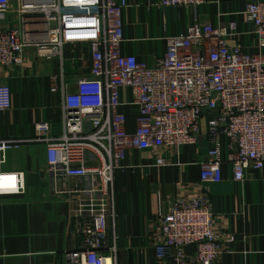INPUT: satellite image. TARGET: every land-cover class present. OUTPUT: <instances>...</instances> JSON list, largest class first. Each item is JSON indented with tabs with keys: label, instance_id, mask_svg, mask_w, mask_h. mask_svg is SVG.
<instances>
[{
	"label": "built area",
	"instance_id": "1",
	"mask_svg": "<svg viewBox=\"0 0 264 264\" xmlns=\"http://www.w3.org/2000/svg\"><path fill=\"white\" fill-rule=\"evenodd\" d=\"M205 1L160 0L159 6L197 8ZM233 1L243 5L234 19L196 23L168 38L163 56L148 65L123 51L128 0H0V23L15 13L24 25L0 29V69L23 67L28 49L61 66L60 76H48L51 93L62 92L61 132L42 121L31 139L0 140V163L11 149L37 143L45 146L55 191L64 180L83 183L69 191L83 248L65 252V264H119L118 248L109 241L118 218L116 175L133 169L124 164L129 151H149L162 166L159 151L197 146L206 135L202 183L220 184L226 163L236 183L264 169V0ZM70 46L90 50L89 71L74 82L64 75ZM12 107V88L0 84V112ZM125 108L135 114L134 133ZM24 191L23 173H0V195ZM157 226L156 264H216L230 251L207 197L176 200ZM188 247L196 249L194 257Z\"/></svg>",
	"mask_w": 264,
	"mask_h": 264
},
{
	"label": "crops",
	"instance_id": "2",
	"mask_svg": "<svg viewBox=\"0 0 264 264\" xmlns=\"http://www.w3.org/2000/svg\"><path fill=\"white\" fill-rule=\"evenodd\" d=\"M13 1L18 4L21 0ZM128 1L130 6L123 15V51L137 55L148 65L163 56L168 38L186 33L196 23L224 24L243 8L233 0H206L197 8L176 9H162L160 0ZM240 21V28L245 30ZM23 26L15 13L0 23L1 30ZM33 32L36 38L41 34L40 30ZM67 48L72 55L71 69L67 74L65 50L64 75L74 82L88 73L90 50L87 46ZM60 67L57 61L49 63L28 49L23 67L0 69V84L13 90L12 109L0 112V140L31 139L36 135L35 126L42 121L51 122L55 131L61 132L62 92L51 93L48 77L60 76ZM123 111L128 117V132L134 133L135 114L130 108ZM202 129L207 132L205 123ZM209 148L203 135L197 146L162 149L157 155L165 160L162 166L149 151L128 152L124 164L133 169L116 175L118 218L109 241L110 246L116 244L118 248L119 264H156L159 218L176 200L200 196L211 201L220 237L225 242L231 240L230 251L216 264H264V169L236 183L226 163L220 184H204L201 163ZM0 173H23L25 178L23 193L0 195V264H65V252L82 250V241L74 233V202H70L69 191L73 187L82 189L83 183L64 180L55 191L54 181L46 172L45 146L29 142L11 149L0 163ZM195 253L194 247L186 249L189 257Z\"/></svg>",
	"mask_w": 264,
	"mask_h": 264
},
{
	"label": "rangeland",
	"instance_id": "3",
	"mask_svg": "<svg viewBox=\"0 0 264 264\" xmlns=\"http://www.w3.org/2000/svg\"><path fill=\"white\" fill-rule=\"evenodd\" d=\"M70 48H66V58H67V63H66V73L68 74L70 69H71V63H70V60L72 58V55L69 51Z\"/></svg>",
	"mask_w": 264,
	"mask_h": 264
},
{
	"label": "bare ground",
	"instance_id": "4",
	"mask_svg": "<svg viewBox=\"0 0 264 264\" xmlns=\"http://www.w3.org/2000/svg\"><path fill=\"white\" fill-rule=\"evenodd\" d=\"M107 264H111V261H108Z\"/></svg>",
	"mask_w": 264,
	"mask_h": 264
}]
</instances>
